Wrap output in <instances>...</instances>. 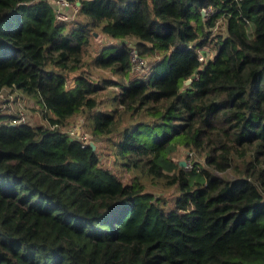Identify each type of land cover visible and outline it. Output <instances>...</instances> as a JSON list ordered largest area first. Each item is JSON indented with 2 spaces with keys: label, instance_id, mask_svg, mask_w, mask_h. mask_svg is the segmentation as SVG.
I'll return each instance as SVG.
<instances>
[{
  "label": "trees",
  "instance_id": "16d2710c",
  "mask_svg": "<svg viewBox=\"0 0 264 264\" xmlns=\"http://www.w3.org/2000/svg\"><path fill=\"white\" fill-rule=\"evenodd\" d=\"M76 1L62 21L51 0H0V92L45 122L0 106V264H264V0ZM95 29L116 42L84 61ZM77 113L95 148L65 130ZM112 133L128 182L96 150Z\"/></svg>",
  "mask_w": 264,
  "mask_h": 264
},
{
  "label": "rangeland",
  "instance_id": "374dc122",
  "mask_svg": "<svg viewBox=\"0 0 264 264\" xmlns=\"http://www.w3.org/2000/svg\"><path fill=\"white\" fill-rule=\"evenodd\" d=\"M75 18L76 15L71 14V17L68 21H72ZM223 28H224V23L222 21H219L218 27L214 30V32L215 33L221 32L223 31ZM95 30L97 33L94 37H92L91 44L83 55L84 61H90L91 58L100 50L101 46L108 44L110 42H116V40L114 39H109L103 36L98 31V29ZM124 41L133 43L132 38H126ZM210 51H212V49ZM88 69H89V73L94 77V79H100L102 77L117 78V76L115 74H112L109 70H105V69L100 70L92 67ZM135 69H133V73L141 74L147 69V65L145 64L144 66H140V67L138 66ZM112 88L115 87L108 86L99 91L98 93V98L100 102L99 108L103 110H109L112 107V101L110 96L111 93L110 90ZM0 106L7 113L12 114L15 117L19 116V111L21 110L24 113V117H25L23 121H28L31 123H42V124L45 123L41 117V114L36 104L33 103L31 98L23 94L19 90H15L14 88H4L0 92ZM80 120H82L83 123L81 127V131H83L84 133V131L87 130V124H86L87 121L81 113H77L69 119L67 125L65 126V130L69 131L70 129H73L74 124H76ZM108 137L111 138V140L108 141L106 140V138H104L98 141L96 145V150L99 153L101 164L114 170L124 182H128L131 179L132 173L127 172L124 168H122L119 164V161L117 160V157H115L114 155V147L112 146L111 142H113L112 140L115 139L116 134L112 133ZM86 140L90 141L89 138ZM171 157L175 161H183L185 166L188 167H190L189 164L190 162L192 164V161L194 159L202 160V158L195 155L194 152L189 151L181 146L177 147V149L172 153ZM145 188L147 190L152 191L156 196L163 198L167 202L168 201L170 202V200H172L178 193L175 186H164L161 183H151L149 181L146 182Z\"/></svg>",
  "mask_w": 264,
  "mask_h": 264
},
{
  "label": "built area",
  "instance_id": "2783aa9c",
  "mask_svg": "<svg viewBox=\"0 0 264 264\" xmlns=\"http://www.w3.org/2000/svg\"><path fill=\"white\" fill-rule=\"evenodd\" d=\"M54 4V14L56 19L62 20V21H67L70 19L71 14H75L77 11V5L78 2L76 3L75 0H51ZM71 11V12H70ZM201 12L203 15H208L211 12L210 8H202ZM217 28L216 26L214 27ZM199 58L202 59V55H199ZM131 60H132V70L137 68L138 66H144L145 64L147 65V60L139 57L137 50L133 47L131 50ZM136 70V69H135ZM25 119L24 113L20 110L19 111V116H16L14 118V121H23ZM82 120L74 124L73 129H70L67 131L70 135L73 137H77L83 142H87V136L81 131L82 127ZM184 167L190 168L192 166L191 162L189 164L190 167L185 166L183 162Z\"/></svg>",
  "mask_w": 264,
  "mask_h": 264
},
{
  "label": "water",
  "instance_id": "95a60500",
  "mask_svg": "<svg viewBox=\"0 0 264 264\" xmlns=\"http://www.w3.org/2000/svg\"><path fill=\"white\" fill-rule=\"evenodd\" d=\"M190 82H191V79L188 78V79L184 80V85H186V84H188ZM90 144H91L92 148H95V144L93 142H90ZM180 164L183 165V161H180Z\"/></svg>",
  "mask_w": 264,
  "mask_h": 264
},
{
  "label": "crops",
  "instance_id": "0c3cea01",
  "mask_svg": "<svg viewBox=\"0 0 264 264\" xmlns=\"http://www.w3.org/2000/svg\"><path fill=\"white\" fill-rule=\"evenodd\" d=\"M75 2L77 3V1L75 0ZM68 21V20H67ZM102 47V46H101ZM6 88H13V87H6ZM15 89V88H14ZM15 90H17V89H15Z\"/></svg>",
  "mask_w": 264,
  "mask_h": 264
}]
</instances>
